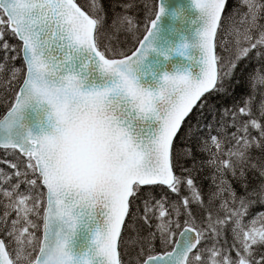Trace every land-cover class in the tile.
I'll return each mask as SVG.
<instances>
[{
	"label": "snow or ice",
	"instance_id": "6c2138e0",
	"mask_svg": "<svg viewBox=\"0 0 264 264\" xmlns=\"http://www.w3.org/2000/svg\"><path fill=\"white\" fill-rule=\"evenodd\" d=\"M228 3L189 0L176 29L158 0L141 38L135 0L110 21L101 0H0V264H264V71L189 124L264 68V0ZM193 126L207 199L177 146Z\"/></svg>",
	"mask_w": 264,
	"mask_h": 264
},
{
	"label": "trees",
	"instance_id": "16d2710c",
	"mask_svg": "<svg viewBox=\"0 0 264 264\" xmlns=\"http://www.w3.org/2000/svg\"><path fill=\"white\" fill-rule=\"evenodd\" d=\"M128 2L129 0H101V3L104 6L109 21L111 20L114 13L122 11L121 6ZM78 3L86 6L87 0H78ZM237 4H238V0H229L228 9L236 10L238 8ZM156 5H157V0H135V6L128 11L127 14L134 17L136 23L139 26L138 35L140 37H142L143 35L144 26L147 23V20L149 18H154ZM119 39L121 41V47L128 48V47H132L134 44V38L128 34L120 33ZM7 40L10 44L18 43L16 40H13L11 37H7ZM0 57H2V53H0ZM16 64L17 66H19L20 62L17 61ZM257 70L264 71V68H262L261 62L258 61L256 58L242 61L235 71L234 79L238 83L232 85L231 94L210 96L208 99V106L203 110V112H197L193 117V120L189 121V124L194 125V122H199L201 125H203V123L206 121L209 123H214L215 118L223 108L232 107L234 105L240 104L249 95L250 77H252ZM256 99L259 100L258 94L256 96ZM2 111L3 109L0 108V112ZM189 136L191 137V139L181 137V140L178 142L177 146L179 148L181 144H185V145H189L194 150L195 160H196L195 167L197 170L193 171L192 175L195 179V183L197 187L201 190L204 198L207 199L210 190H213V185L210 183L212 169L209 167H204L203 169L200 168V161L201 159H203V156L197 149V143H198L197 133L194 126L192 130L189 132ZM254 155L256 156L257 159H259L264 154H261L257 150L254 153ZM0 158H2V154H0ZM180 164L189 169H192L193 167L192 159L185 158L183 156L180 159ZM0 168H3L5 171H11L9 168H7L6 165H0ZM249 181H250V187H255L259 183V179L252 174L249 175ZM164 191H165L164 189L158 188L156 190V195L157 196L163 195ZM237 191H240L238 185H237ZM251 211L252 214L261 213V212L264 213V206L257 204L252 208ZM197 214L199 215L198 212ZM226 238L229 239V241L231 240L230 232L226 233ZM127 258L128 257H125V259Z\"/></svg>",
	"mask_w": 264,
	"mask_h": 264
},
{
	"label": "water",
	"instance_id": "95a60500",
	"mask_svg": "<svg viewBox=\"0 0 264 264\" xmlns=\"http://www.w3.org/2000/svg\"><path fill=\"white\" fill-rule=\"evenodd\" d=\"M164 2L169 12V15L166 16L164 20L165 27H172L176 29L184 27L185 25L183 24V21L181 19H173L171 13L178 9H184L186 11L189 0H164Z\"/></svg>",
	"mask_w": 264,
	"mask_h": 264
},
{
	"label": "bare ground",
	"instance_id": "6f19581e",
	"mask_svg": "<svg viewBox=\"0 0 264 264\" xmlns=\"http://www.w3.org/2000/svg\"><path fill=\"white\" fill-rule=\"evenodd\" d=\"M237 6H238V4H237ZM121 12V11H120ZM182 163V162H181ZM210 171V170H209ZM205 173V172H204ZM207 182V181H206ZM210 183H211V181H210ZM212 184V183H211ZM208 185V184H207ZM205 187V186H204ZM204 189V188H203ZM205 196H206V194H205Z\"/></svg>",
	"mask_w": 264,
	"mask_h": 264
}]
</instances>
